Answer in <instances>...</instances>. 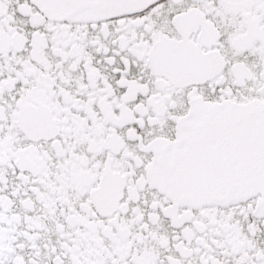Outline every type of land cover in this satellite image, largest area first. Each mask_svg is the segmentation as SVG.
<instances>
[{"label":"snow or ice","instance_id":"6c2138e0","mask_svg":"<svg viewBox=\"0 0 264 264\" xmlns=\"http://www.w3.org/2000/svg\"><path fill=\"white\" fill-rule=\"evenodd\" d=\"M0 264H264V0H0Z\"/></svg>","mask_w":264,"mask_h":264}]
</instances>
